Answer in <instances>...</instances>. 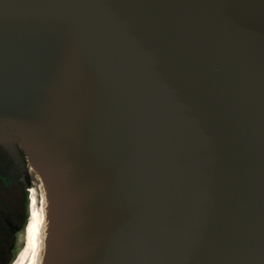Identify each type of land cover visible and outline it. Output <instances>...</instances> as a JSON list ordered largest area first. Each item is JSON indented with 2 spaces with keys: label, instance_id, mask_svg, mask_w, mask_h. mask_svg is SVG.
<instances>
[{
  "label": "water",
  "instance_id": "water-1",
  "mask_svg": "<svg viewBox=\"0 0 264 264\" xmlns=\"http://www.w3.org/2000/svg\"><path fill=\"white\" fill-rule=\"evenodd\" d=\"M15 141L47 264H264V0H0Z\"/></svg>",
  "mask_w": 264,
  "mask_h": 264
},
{
  "label": "flooded vegetation",
  "instance_id": "flooded-vegetation-1",
  "mask_svg": "<svg viewBox=\"0 0 264 264\" xmlns=\"http://www.w3.org/2000/svg\"><path fill=\"white\" fill-rule=\"evenodd\" d=\"M14 144L20 159L19 164L9 155L0 153V264L14 263V258L24 247L30 218L33 189H29L23 181L27 173V156L17 141ZM9 161L16 164L18 173H13L8 168ZM21 236L22 246L18 249Z\"/></svg>",
  "mask_w": 264,
  "mask_h": 264
},
{
  "label": "bare ground",
  "instance_id": "bare-ground-1",
  "mask_svg": "<svg viewBox=\"0 0 264 264\" xmlns=\"http://www.w3.org/2000/svg\"><path fill=\"white\" fill-rule=\"evenodd\" d=\"M34 161L41 166L40 169H46L39 156H36ZM33 167L37 171L38 183L32 191L25 244L13 264H47L45 262L52 234L50 221L51 198L43 171L35 166Z\"/></svg>",
  "mask_w": 264,
  "mask_h": 264
},
{
  "label": "rangeland",
  "instance_id": "rangeland-1",
  "mask_svg": "<svg viewBox=\"0 0 264 264\" xmlns=\"http://www.w3.org/2000/svg\"><path fill=\"white\" fill-rule=\"evenodd\" d=\"M28 159L29 157L27 156L26 157V160H27V173L25 174V177L23 178V181L27 184V186L30 188H35L37 185V171L35 170V168L33 167L34 165H31L28 163ZM36 167V166H35ZM37 168V167H36ZM29 215H30V210H29ZM29 222V221H28ZM24 244V243H23ZM21 246H22V236L20 237V242H19V246H18V249H21ZM20 251V250H19ZM19 253V252H18ZM18 255V254H17ZM16 255V257H17ZM16 257L14 258V260L16 259ZM13 260V262H14ZM12 262V263H13Z\"/></svg>",
  "mask_w": 264,
  "mask_h": 264
},
{
  "label": "trees",
  "instance_id": "trees-1",
  "mask_svg": "<svg viewBox=\"0 0 264 264\" xmlns=\"http://www.w3.org/2000/svg\"><path fill=\"white\" fill-rule=\"evenodd\" d=\"M0 153H3V154H7L8 155V153L7 152H5L3 149H2V147L0 146ZM9 166H8V168L9 169H11V171L13 172V173H15V172H19V170H18V168L16 167V164L14 163V162H12V161H9ZM16 173V174H17Z\"/></svg>",
  "mask_w": 264,
  "mask_h": 264
}]
</instances>
